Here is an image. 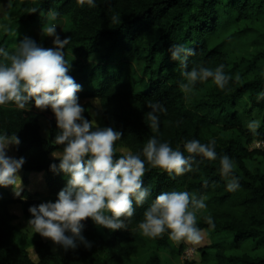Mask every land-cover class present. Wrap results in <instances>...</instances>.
<instances>
[{
  "label": "trees",
  "instance_id": "trees-1",
  "mask_svg": "<svg viewBox=\"0 0 264 264\" xmlns=\"http://www.w3.org/2000/svg\"><path fill=\"white\" fill-rule=\"evenodd\" d=\"M96 2L97 7L89 8L76 0H10L11 20L0 32V46L13 50L18 26L57 11L58 19L64 20L59 35L70 37L62 51L70 63L68 74L81 85L77 97L97 99L105 127L121 132L116 145L132 151L143 146L153 135L144 117L149 111L146 103L159 101L167 109L160 115L161 140L176 147L187 139L206 143L214 138L218 157L227 155L233 160L240 186L233 192L226 190L218 159L197 156L194 167L198 170L180 177L146 165L149 170L142 186L150 187L149 197L136 207L128 230L110 231L85 218L81 234L91 246L77 242L61 254L52 251L40 235L28 238L18 230L8 209L14 199L0 197V264H36L28 252L31 246L39 264H160L158 249L170 246L167 234L155 239L142 236L136 223L156 196L173 189L204 197V215L211 214L214 220V230L202 217L198 220L211 242L200 249L202 261L213 257L214 264H264V172L246 165L256 155L264 160V150L249 148L254 140L264 139V98L260 96L264 93V0ZM172 44L193 49L187 68L170 59ZM38 45L53 48L46 41ZM243 45L247 50L238 54L236 50ZM219 64L231 77L224 89L208 80L197 82L191 93L180 90L182 71ZM252 111L260 122L255 134L245 123ZM40 117L47 120L50 140L41 135ZM0 131L16 132L19 137L14 151L18 158H25V173H44L45 194L27 188L20 194L22 213L30 219V206L54 201L66 184L62 174L49 169L50 164L59 163L51 153L61 150L51 140L56 132L54 116L48 109L0 106ZM249 244L256 253L248 251ZM181 251L182 247L172 253Z\"/></svg>",
  "mask_w": 264,
  "mask_h": 264
},
{
  "label": "clouds",
  "instance_id": "clouds-1",
  "mask_svg": "<svg viewBox=\"0 0 264 264\" xmlns=\"http://www.w3.org/2000/svg\"><path fill=\"white\" fill-rule=\"evenodd\" d=\"M81 6L97 7L96 0H76ZM59 13L52 10L46 14V25L41 35L52 37L54 48H43L31 38L25 37L9 51L0 46V106L12 105L18 110L28 111L34 107L48 109L53 114L56 132L52 142L61 146L51 155L59 163L49 165L54 174H62L65 186L57 192L54 201L41 202L28 208L31 218L27 226L54 245L63 249L75 248L77 242L85 248L90 242L81 234L85 218L98 227L128 230L136 207L143 205L149 197L150 187L143 185V176L150 168L162 169L169 176L180 177L197 171L195 157L208 161L219 160V172L226 179V190L236 191L239 178L235 164L227 156L217 155L216 140L202 143L199 139H187L172 147L160 138V115L167 109L159 102L148 100L149 109L144 114L153 133L137 150L117 149L121 132L111 126H99L85 118V108L78 103L77 93L81 85L70 76L69 60L62 51L70 43V37L61 39L57 34ZM116 17H113L115 20ZM16 35V32L14 33ZM170 59L187 68L192 48L183 44H172L168 49ZM180 90L191 93L197 82H211L224 89L231 77L224 65L215 68L194 66L182 71ZM260 96L264 98V93ZM31 102V103H30ZM260 126L258 120L248 121L246 127L255 134ZM16 132L0 131V187L11 186L14 196L19 197L22 180L18 175L25 163L23 156H9L10 145H19ZM117 151L122 154L116 155ZM185 153L189 155H185ZM135 206V207H134ZM207 204L204 197L186 190L163 191L153 199L136 223V230L148 238H160L167 234L170 241L199 245L207 234L198 226L202 217L209 229H215L211 214L204 215ZM36 264L39 258L35 255Z\"/></svg>",
  "mask_w": 264,
  "mask_h": 264
},
{
  "label": "rangeland",
  "instance_id": "rangeland-1",
  "mask_svg": "<svg viewBox=\"0 0 264 264\" xmlns=\"http://www.w3.org/2000/svg\"><path fill=\"white\" fill-rule=\"evenodd\" d=\"M6 1L7 0H0V32L1 30L7 27V25L10 23L11 20V18L8 16L10 10V4L8 6L9 10L7 11L8 8H6L7 6V4L5 3ZM46 23H47L46 18H44L43 20H41L40 18L34 21L30 25H23L22 27L18 26L14 30V33L16 32V35L14 34L13 39L16 40L17 43H19V41L23 40L25 37H28L34 40L37 44L46 41L48 44H51L52 47L54 48L55 46L52 43V37L41 35L42 25H46ZM63 25H64V20L58 19V27L56 29L58 35ZM245 46L246 45H243L236 50L238 54H242L247 50V47ZM78 103L85 108V112L83 113L85 118L92 119L93 116L91 114L95 113L94 119L96 123L101 127H105L102 116L100 114V105L97 99L87 98V97L78 98ZM252 120L259 121V117L256 111H252L251 116L248 115L246 116L245 123ZM46 121L47 120L44 117H40L39 119L40 131H41V135L45 139L50 140L49 129ZM14 146L15 145L9 146V150L7 154L9 156L18 158L16 152L14 151ZM114 147H116L117 149H127L122 145H116V144L114 145ZM252 147H253L252 144H250L249 148L253 149ZM246 165L249 168L252 169L256 168L264 172V160L259 155H256L252 159L247 160ZM18 175L22 180L20 194L25 188H27L31 193L33 192L39 194L46 193V187L43 181V175H44L43 172L25 173L21 168L18 172ZM24 177H27L29 181L24 183L23 180ZM0 197H10L14 199V202L9 204L8 209L10 213L14 215V219L12 220V223L18 230H20L28 238H32L36 234H38V233H32L31 228L27 226V221L29 219L24 217L21 208V203L23 199L20 196L19 197L14 196L13 189L11 186L0 187ZM43 240L47 241L50 244L52 251H54L57 254L62 253V249H63L62 247H60L59 245H54L53 242L47 238H43ZM210 243L211 242L207 234L205 235L204 240L199 245H191L185 242L176 243L169 240V245H170L169 247H161L158 249V254L161 260L160 264H214L213 257L210 259V261L206 263L201 259L200 249L209 245ZM180 247H182L181 253L179 254L172 253V251L173 252L177 251ZM247 247L250 253L257 252V250L253 249L250 244ZM238 251H241V249ZM28 252L30 258L36 261L35 252L32 246L28 248Z\"/></svg>",
  "mask_w": 264,
  "mask_h": 264
},
{
  "label": "built area",
  "instance_id": "built-area-1",
  "mask_svg": "<svg viewBox=\"0 0 264 264\" xmlns=\"http://www.w3.org/2000/svg\"><path fill=\"white\" fill-rule=\"evenodd\" d=\"M251 144L252 148L264 150V139H256Z\"/></svg>",
  "mask_w": 264,
  "mask_h": 264
},
{
  "label": "crops",
  "instance_id": "crops-1",
  "mask_svg": "<svg viewBox=\"0 0 264 264\" xmlns=\"http://www.w3.org/2000/svg\"><path fill=\"white\" fill-rule=\"evenodd\" d=\"M5 3L7 4L6 8H8V6H9V4H10V0H7ZM8 10H9V8L7 9V11H8Z\"/></svg>",
  "mask_w": 264,
  "mask_h": 264
}]
</instances>
